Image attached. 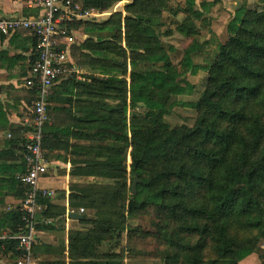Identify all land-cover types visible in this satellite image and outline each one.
Listing matches in <instances>:
<instances>
[{"label":"trees","instance_id":"trees-1","mask_svg":"<svg viewBox=\"0 0 264 264\" xmlns=\"http://www.w3.org/2000/svg\"><path fill=\"white\" fill-rule=\"evenodd\" d=\"M71 1L102 13L121 0ZM219 1L182 0L173 7L171 0H133L105 21L63 25L66 35L80 31L86 36L79 45H70L83 80L75 81V75L63 79L56 85L64 89L62 94L52 87L64 97H49L42 156L50 163L49 152L70 151L75 160L70 161L69 206L96 211L79 221L81 231L69 232L68 264H122L113 248L102 251L122 235L148 240L152 257L164 264H239L252 254L264 264V0L253 8L238 5L225 26L227 40L217 45L214 57L196 62L213 40L201 43L199 38L202 30L211 34L209 14ZM164 13L173 28L163 29ZM22 16L37 19L39 10ZM174 33L190 42L176 64L170 56L175 48L166 43ZM6 39L18 51L6 62L27 59L29 74L36 38L20 30L9 38L0 34L1 42ZM200 72L206 77L199 98L178 101L194 94L195 85L187 78ZM31 96L32 105L34 91ZM73 97L74 125L53 124L61 108L50 104ZM176 107L196 113L192 127H171L165 121ZM4 116L0 106V125ZM8 134L5 144L11 150L19 147L14 151L19 157H12L20 162L0 165V196L10 191L22 202L27 140ZM134 176L138 182L132 194L128 182L132 186ZM37 203L51 208L49 198L39 196ZM20 206L0 213V228L7 230L0 246L11 252L13 264L20 257L14 238L23 226ZM142 215L152 218L149 225L131 227ZM53 218L63 225L64 210ZM38 225L36 230H48Z\"/></svg>","mask_w":264,"mask_h":264},{"label":"crops","instance_id":"crops-1","mask_svg":"<svg viewBox=\"0 0 264 264\" xmlns=\"http://www.w3.org/2000/svg\"><path fill=\"white\" fill-rule=\"evenodd\" d=\"M37 9L33 5V0H0V16L4 18H24L22 16L23 11ZM105 14V13H104ZM98 22L97 20H95ZM73 36L75 42L74 45H79L86 36L80 31H72L69 36ZM12 36V35H11ZM9 36V37H11ZM8 37V38H9ZM8 39L0 41V106L2 111L5 113L3 117V123L0 125V165L19 164L20 160L14 159L12 154L15 155V150L19 147L9 148L5 143L8 140L6 135L8 133L15 134L18 138H27V131L23 132L21 130L27 128L25 121L29 116L31 109L30 96L32 90L28 89L24 85L25 77L28 74V60L26 61H13L12 63H7L11 56L18 53L9 47ZM71 44V45H73ZM70 65L77 72L76 74L68 75L63 79L68 77H74L75 81H82L83 71L74 67L73 60L70 56V45L68 46ZM30 51L24 54L25 57H29ZM59 80L54 86L59 85L61 81ZM51 88L50 96L55 99H61L63 95H58L56 92L62 94L64 89H58V86L53 89ZM77 92H73L75 95ZM57 94V95H56ZM35 95V94H34ZM33 98V95L31 96ZM71 101V102H70ZM76 99L73 97L66 103H54L52 102L51 107L61 108V112L53 116V124L59 127H69L74 125L73 119L76 115ZM33 104V103H32ZM31 105V106H30ZM8 125V126H7ZM12 125V126H11ZM7 126V127H6ZM12 128V129H10ZM9 130H11L9 132ZM70 143L74 142L72 138L69 139ZM20 153L16 151V157H19ZM50 158L48 173L44 176L38 183V188L45 191H53L52 197H43L50 199L51 208L47 210L46 206L39 205L37 203V212L35 214V226H45L47 229L39 228L36 230V244L34 246L33 258L36 264L51 262L56 260H64L66 264L69 263V232L81 231L82 228L79 225L80 220L71 219L69 217L70 213H79L80 209H83V217L85 215L92 217L95 211L86 210L84 208L73 209L69 206V194H70V178L69 173L71 170L70 161L75 160V157L70 154V151H56L53 150L48 153ZM62 157V159L57 160L56 157ZM79 159V158H78ZM82 165H77L81 167ZM77 182H82L79 178ZM13 193V192H12ZM10 191H5L0 196V213H5L13 210L17 205H21V200H17ZM64 210V224L62 225L58 220L53 218L55 212H61ZM42 212H47L48 218H42ZM82 220V219H81ZM50 227V228H49ZM7 237V230L5 228H0V241ZM45 245V246H44ZM11 252L0 246V264H13L11 259ZM239 264H260L258 256L252 254L242 260Z\"/></svg>","mask_w":264,"mask_h":264},{"label":"built area","instance_id":"built-area-1","mask_svg":"<svg viewBox=\"0 0 264 264\" xmlns=\"http://www.w3.org/2000/svg\"><path fill=\"white\" fill-rule=\"evenodd\" d=\"M39 10L37 19L4 18L0 16V34L9 37L17 31L25 30L36 38V60L24 80L26 88L34 91L35 99L25 121L28 128L23 161L27 168L20 178L27 188L21 202L23 226L14 238L18 242L19 259L15 264H36L33 247L36 244L35 214L39 196L52 197L53 191L40 190L39 181L47 175L48 168L42 156V131L50 123L47 107L51 88L68 75L76 74L70 65L68 46L75 42L73 36L66 35L65 23L97 20L104 13L93 9L83 10L71 0H33ZM64 49H63V47ZM10 139L9 134L6 135ZM80 214L83 209H80ZM264 249V245H262Z\"/></svg>","mask_w":264,"mask_h":264},{"label":"rangeland","instance_id":"rangeland-1","mask_svg":"<svg viewBox=\"0 0 264 264\" xmlns=\"http://www.w3.org/2000/svg\"><path fill=\"white\" fill-rule=\"evenodd\" d=\"M133 0H121L119 3L115 4L109 10L102 12L103 14L97 19L98 22L107 20L111 14L115 12H123V8L126 4ZM200 1H212V0H197ZM258 0H220L219 3L212 8L209 17L211 19L210 30L211 34L207 30L201 31V36L199 41L202 43L204 41H210L213 36V40L209 43V46L204 47V52L196 58V62H204L208 60L209 57H214L216 52V47L219 44H223L227 40V35L225 33V26L229 21L235 8L242 2L250 8H253ZM182 4V0H171L170 5L176 7ZM125 13H123L124 15ZM177 19L180 21L183 19V15H178ZM162 20L165 23L163 29L173 28L171 25V18L168 14L164 13L162 15ZM166 43L172 45L175 51L170 54L172 62L177 63L182 55L183 49L190 42H187L180 35L174 33L170 38L166 40ZM71 59L73 60V65H76V55L70 53ZM206 74L200 72L195 77L188 76V81L195 85V91L192 96L189 97H178L177 100L181 102L186 101H196L204 90V79ZM196 119V113L188 108L176 107L174 108L171 115L165 117V121L173 126L186 125L192 127ZM131 188V183L128 182V189ZM96 212V211H95ZM105 214V213H104ZM152 218L150 216H139L135 220L131 221L129 224L131 227H141L146 228L151 222ZM137 236V235H136ZM116 245V246H114ZM109 247L113 248L115 254H119L122 264H164L162 259L152 257L154 255L151 252L154 247L151 246L150 242L144 241L138 237H133L128 240L125 235H122V239L118 243L104 244L102 246V251H107ZM263 246H261L262 249ZM264 251V249H262Z\"/></svg>","mask_w":264,"mask_h":264},{"label":"water","instance_id":"water-1","mask_svg":"<svg viewBox=\"0 0 264 264\" xmlns=\"http://www.w3.org/2000/svg\"><path fill=\"white\" fill-rule=\"evenodd\" d=\"M44 165H45L47 168H49V164H48V163H44ZM137 182H138V178H137L136 176H134V180H133V183H132V186H131V193H132V194H134L135 191H136V184H137ZM69 217H70L71 219H75V220H81V219L84 218L83 215L78 214V213H70V214H69Z\"/></svg>","mask_w":264,"mask_h":264}]
</instances>
